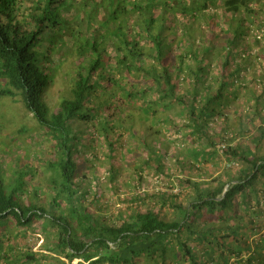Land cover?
<instances>
[{
  "label": "trees",
  "instance_id": "16d2710c",
  "mask_svg": "<svg viewBox=\"0 0 264 264\" xmlns=\"http://www.w3.org/2000/svg\"><path fill=\"white\" fill-rule=\"evenodd\" d=\"M263 15L264 0H0V99L39 131L0 179V264H264V123L225 116L243 90L256 103L237 106L242 119L264 104V64L247 75ZM121 171L137 189L125 197ZM22 230L44 236L41 251Z\"/></svg>",
  "mask_w": 264,
  "mask_h": 264
},
{
  "label": "rangeland",
  "instance_id": "374dc122",
  "mask_svg": "<svg viewBox=\"0 0 264 264\" xmlns=\"http://www.w3.org/2000/svg\"><path fill=\"white\" fill-rule=\"evenodd\" d=\"M223 23L224 22L221 21V23L218 24V26L214 28V31L216 33L219 34L221 28L227 29V25L225 23L223 25ZM221 36H222L221 40H216L214 42V45H219L220 43L225 42L227 37L225 36V34L223 32H222ZM257 68H258V70L261 69V67H257ZM259 71H261V70H259ZM65 88H66V86L62 82L57 83V84H55V86L50 91H48L47 95H45V101H47L49 103L51 108H53V109L57 108V106L60 102V98H61L60 93ZM234 113H236L235 119H237V123H229L230 124L229 128L237 130L238 129L237 126L242 123V119L240 118V116H242V115L237 114L238 112H234ZM183 122H184V119L176 120V123H183ZM135 123H136V127L138 128V130H142L141 124L137 123V120L135 121ZM216 123H223V122H221L220 119H217ZM37 127L38 126H37L36 121L33 119L32 115L29 114L25 110L23 104L15 103V102H13V100L8 99V98L0 99V179H4V181H7L8 178H10L11 174L14 171V167L12 165L13 160L16 157L19 160H23L24 158H26L27 151L31 150V148H35L34 143H35V140L37 139L36 136H38L36 133L39 132ZM172 135L167 134V137L169 140L168 142L173 146V148L171 147V149H172V151L177 150V149L179 150V148H181V146H179V144H177L175 142L177 139V134H174V136H172ZM45 145L47 147V146H49V143L43 142L41 144V146H39V147H41V149H42L45 147ZM6 146H9L11 149L16 148L17 151L15 149V152H12L10 155L6 156V155L2 154L4 152V150H6ZM182 146L187 147L188 149H194V147H195L190 141H185ZM120 154H122V152H120ZM83 157L88 158L89 153H87L86 155H83ZM117 158L118 157H116V160H117V162L120 163V166H121L122 162L126 164L131 159L128 154H126L123 157H119L118 159ZM84 163L85 162L83 160L82 164H84ZM103 163L105 164V161ZM166 163H167L168 167L172 168L174 166L173 161H171V160H166ZM201 165L204 168L208 169V164H201ZM225 167H226V163L223 161H219V166H218V168H214L213 174H218ZM98 171L101 174L99 180H101V183L103 185H106L105 184L107 182L106 181V179H107L106 178V172L104 170V167L102 166V163L98 164ZM123 171H121L118 174L119 175L118 180H120V183H119L121 185L120 189L123 191L121 193L122 197H125V195H131L132 193H135L137 189H135L133 186L129 187V188H126L124 186L123 181L124 182L127 181L128 177H123ZM173 171H174V169H173ZM191 173L195 174L196 171L192 170ZM142 174H144L145 176L147 175V184H146L145 190H149V191L153 190L157 185L156 182L158 181L155 174L151 175V172H148V171H145ZM92 178H93L92 175H90L87 178V184L94 185V181ZM104 189H105V186H103L101 191H103ZM102 195H105L104 196V202L106 203L105 206L107 204L113 205L114 203L117 202V198L112 199L111 194L109 192H107V190L102 192L101 196ZM112 205L110 206L112 212L116 208L123 209V205L119 201H118V205L116 206V208ZM15 229L17 231H21L20 228L16 227ZM23 231H27L29 236H31V235L33 236V238L29 240L32 243L33 250L35 252L41 251L39 246L43 242L44 236H41L40 234H35V233H33L32 230H29V231L28 230H22V232ZM37 239H38V242H37ZM74 264H76V262Z\"/></svg>",
  "mask_w": 264,
  "mask_h": 264
},
{
  "label": "crops",
  "instance_id": "0c3cea01",
  "mask_svg": "<svg viewBox=\"0 0 264 264\" xmlns=\"http://www.w3.org/2000/svg\"><path fill=\"white\" fill-rule=\"evenodd\" d=\"M253 7L262 8L261 5L258 6V3L253 4ZM260 19L264 20V15ZM251 59H254V60L251 61ZM251 59H250L251 62H249L250 67H248V69H247V70H249L247 72L248 73L247 75H250L252 67L257 68V67H260L261 65L264 64V58L263 57L260 59H258V58L256 59L255 57H253ZM261 63H263V64H261ZM254 71H256V70H254ZM234 92H236V91L234 90ZM248 92H249L248 90H243V93L241 94V96L239 95V97L237 99V100H239L238 103L239 104L241 103V106H243L245 108V111H247L246 108H248V109L250 108V105H255V103H256V102H254L255 100L251 97L250 92L249 93ZM237 93H238V91H237ZM234 102H232V104H230V107H228L226 109L227 111H225V116L228 117L229 123H237V119H235L236 113H234V112H237L238 109H240V108L237 109V106L239 104H237L236 102L234 103ZM260 105L261 106L258 108V110L256 109L255 111H252L254 115H252L251 117L249 116L247 119H242L240 117L242 119V123H264V104L261 103ZM232 107H235V108H232ZM243 107H242V110H243ZM229 108H230V110H229Z\"/></svg>",
  "mask_w": 264,
  "mask_h": 264
},
{
  "label": "built area",
  "instance_id": "2783aa9c",
  "mask_svg": "<svg viewBox=\"0 0 264 264\" xmlns=\"http://www.w3.org/2000/svg\"><path fill=\"white\" fill-rule=\"evenodd\" d=\"M252 32H253V31H252ZM242 73H243V72H242ZM224 148H225V144H220V145L217 146V149H218L220 152H222Z\"/></svg>",
  "mask_w": 264,
  "mask_h": 264
}]
</instances>
